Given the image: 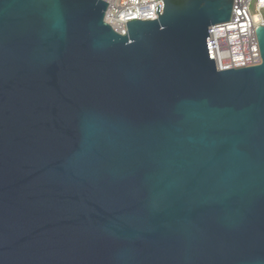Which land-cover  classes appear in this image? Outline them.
<instances>
[{"label":"water","instance_id":"water-1","mask_svg":"<svg viewBox=\"0 0 264 264\" xmlns=\"http://www.w3.org/2000/svg\"><path fill=\"white\" fill-rule=\"evenodd\" d=\"M0 0V264H264L260 61L218 69L232 0Z\"/></svg>","mask_w":264,"mask_h":264},{"label":"built area","instance_id":"built-area-1","mask_svg":"<svg viewBox=\"0 0 264 264\" xmlns=\"http://www.w3.org/2000/svg\"><path fill=\"white\" fill-rule=\"evenodd\" d=\"M105 21L120 34L126 33V22L148 20L162 13L163 0H105ZM264 24V0H232L230 18L210 26L213 57L218 69L241 67L260 61L255 36L257 26Z\"/></svg>","mask_w":264,"mask_h":264}]
</instances>
